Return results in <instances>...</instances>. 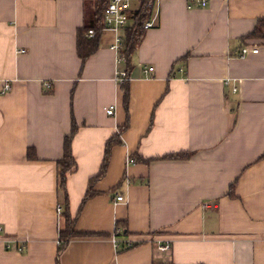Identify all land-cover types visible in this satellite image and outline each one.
<instances>
[{"label": "crops", "instance_id": "crops-1", "mask_svg": "<svg viewBox=\"0 0 264 264\" xmlns=\"http://www.w3.org/2000/svg\"><path fill=\"white\" fill-rule=\"evenodd\" d=\"M95 1L0 0V87H13L0 93V264H264V41L247 38L264 0H160L132 59L126 129L116 35L85 64L77 53ZM74 121L69 211L100 235L59 257L58 161ZM178 152L189 156L162 158Z\"/></svg>", "mask_w": 264, "mask_h": 264}, {"label": "trees", "instance_id": "trees-1", "mask_svg": "<svg viewBox=\"0 0 264 264\" xmlns=\"http://www.w3.org/2000/svg\"><path fill=\"white\" fill-rule=\"evenodd\" d=\"M111 0H96V9L92 16V19L84 24L78 31V39H77V53L81 58L83 64L87 62V60L97 52L102 33L105 29V13L108 8V5ZM155 13V3L152 2L151 6L149 2H142L138 9H136L132 14V24L124 29V37L123 44L120 51V56L124 58L127 63V75L130 77V73L133 70L132 59L134 55L137 53L140 48L147 30L145 29V24L150 21ZM93 29L95 31V36L90 38L88 36L89 30ZM248 39H254L257 41H264V18L260 19L255 30L247 37ZM123 90V102L125 106V110L127 113V121L125 125V129L128 127V119H129V104H130V83L129 80L124 81L121 84ZM79 126L74 121L71 133L66 136L64 141V155L61 160L58 161V189L61 192L65 199V211L64 217L66 220V227L64 230H61L59 233V248H58V256L64 251L66 246L76 238L82 237H91L98 236L100 234L88 233V232H80L77 230V217H73L69 211V199L67 192V179L68 175L74 173L78 164L74 158L72 143L75 135L77 134ZM120 143L119 139L112 138L108 141L106 146V155L101 166L99 173L92 177L89 182V186L86 192V195L82 201L81 209L84 207L86 202L94 197L97 192L94 190V185L97 181L101 180L107 173V169L110 162L111 149L114 145ZM189 156V153H172L168 154L163 159L169 160H180L186 159ZM28 158L30 160L36 159V153L34 149H29ZM148 161V160H147ZM134 162V160H133ZM234 187V185L232 186ZM233 189V188H232ZM121 226L123 224L121 222L117 223V229L121 230V234L117 237L124 235L127 231H123ZM58 264H60L58 258Z\"/></svg>", "mask_w": 264, "mask_h": 264}, {"label": "built area", "instance_id": "built-area-1", "mask_svg": "<svg viewBox=\"0 0 264 264\" xmlns=\"http://www.w3.org/2000/svg\"><path fill=\"white\" fill-rule=\"evenodd\" d=\"M160 0H137V2L139 3V5L142 2H149V5L151 6L152 2L155 3V11H156V6L157 3ZM133 0H111L108 8L106 10L105 13V29L104 31H111L116 35V40H115V44L113 46V48L119 52V57L121 60L125 61L124 58H122L120 56V51L122 48V44H123V37L119 36L118 34L123 31L125 28H127L128 26H130L132 24V14L135 11L133 9ZM196 5L200 6V7H206L208 5L207 0H197L195 2ZM156 14V13H155ZM154 27V19H151L150 21H148L145 24V29H150ZM88 36L90 38L95 36V31L93 29L89 30L88 32ZM25 51L22 50L21 53H24ZM259 52V49H253V50H249L247 47H243L240 50L239 53V57L240 58H244L247 55H249L250 53H254L257 54ZM155 69L154 67H148L145 69V73H152L154 72ZM117 81L123 83L124 81L128 80V75L127 72H122L120 73L117 77H116ZM46 87L49 88L50 84H46ZM13 89L12 85L8 82H5L1 87H0V93L1 94H6L8 92H10ZM113 110L114 107L111 106L108 110V114L109 115H113ZM129 162H133L132 159H129ZM124 198L123 196H118L117 197V201H122ZM58 211L61 212L62 209L60 207H58ZM121 234V230L120 229H115L114 233H113V242L118 246L119 242L117 241V236ZM129 247L132 246V244H128ZM162 250H169L170 247L169 245L164 246L161 248Z\"/></svg>", "mask_w": 264, "mask_h": 264}]
</instances>
